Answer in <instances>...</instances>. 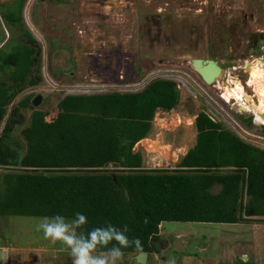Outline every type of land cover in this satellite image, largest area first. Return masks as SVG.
<instances>
[{"label": "rangeland", "instance_id": "374dc122", "mask_svg": "<svg viewBox=\"0 0 264 264\" xmlns=\"http://www.w3.org/2000/svg\"><path fill=\"white\" fill-rule=\"evenodd\" d=\"M19 1L20 24L14 25L3 14L14 11ZM27 32L34 43L23 40ZM0 42V81L13 71L2 68L1 55L15 46L31 44L39 58L32 70L36 84L24 87L2 119L0 135L15 108L27 117L15 124L13 141L23 142L22 130L34 110L46 111V120L53 121L68 94L136 92L159 78L177 84L179 102L170 111L158 109L149 136L135 145L145 168L179 167L183 153L194 146L201 112L264 150L262 123L255 114L222 98L224 88L239 81L260 103L256 85L248 82L250 64L264 59V0H0ZM195 58L222 65L214 85L193 70ZM38 95L42 100L35 106ZM24 99L33 106H22ZM15 168L1 166L0 172ZM221 188L217 184L212 191ZM242 196L246 202V191ZM42 217L0 215V255L9 257L0 264H72L66 246L36 231ZM161 236L159 251L146 261L124 252L121 264H168L170 258L175 264H234L241 258L264 264V216L234 224L165 221Z\"/></svg>", "mask_w": 264, "mask_h": 264}, {"label": "trees", "instance_id": "16d2710c", "mask_svg": "<svg viewBox=\"0 0 264 264\" xmlns=\"http://www.w3.org/2000/svg\"><path fill=\"white\" fill-rule=\"evenodd\" d=\"M21 6L19 1L3 14L10 23L20 24ZM26 36L34 41L31 32ZM36 50L19 44L1 55L2 68L13 71L0 81V126L7 105L38 80L28 76L37 67ZM178 102L177 84L159 78L136 92L68 94L53 121L44 110L31 113L24 145L10 138L15 124L27 118L15 108L0 135V167H16L0 172V215L71 218L83 212L89 229L127 225L129 238H139L149 254L160 249L165 221L234 224L264 216V150L205 112L196 117L197 143L178 168L144 167L135 145L151 132L156 111H170ZM21 104L33 106L30 99ZM259 127L264 132V124ZM217 184L222 188L213 192ZM123 251L138 253L134 247ZM234 264L256 263L241 258Z\"/></svg>", "mask_w": 264, "mask_h": 264}, {"label": "clouds", "instance_id": "9594fccd", "mask_svg": "<svg viewBox=\"0 0 264 264\" xmlns=\"http://www.w3.org/2000/svg\"><path fill=\"white\" fill-rule=\"evenodd\" d=\"M88 224L83 212H76L71 218L56 214L42 217L36 224V231L42 232L43 238L50 243L60 242L66 246L72 264H121L124 249L134 247L137 252L142 251L141 240L130 239L127 235V225L118 227L107 223L89 229ZM8 258L0 255V261L6 262ZM168 264H175V259L170 258Z\"/></svg>", "mask_w": 264, "mask_h": 264}, {"label": "bare ground", "instance_id": "6f19581e", "mask_svg": "<svg viewBox=\"0 0 264 264\" xmlns=\"http://www.w3.org/2000/svg\"><path fill=\"white\" fill-rule=\"evenodd\" d=\"M249 85H256L259 95V104L255 103L246 93L245 86L239 81H233L232 86H226L222 93V98L227 102H235L242 106V110L255 114V120L264 124V61L250 64ZM214 85V84H213Z\"/></svg>", "mask_w": 264, "mask_h": 264}, {"label": "water", "instance_id": "95a60500", "mask_svg": "<svg viewBox=\"0 0 264 264\" xmlns=\"http://www.w3.org/2000/svg\"><path fill=\"white\" fill-rule=\"evenodd\" d=\"M264 61V59H262ZM192 68L195 70L203 79V81L208 84H214L218 78L223 74V67L218 60L212 58H195L192 61ZM42 96L38 95L33 99V105L37 106L40 104ZM159 243L163 244L160 240ZM148 252L141 251L136 254V259L140 262L147 260Z\"/></svg>", "mask_w": 264, "mask_h": 264}, {"label": "crops", "instance_id": "0c3cea01", "mask_svg": "<svg viewBox=\"0 0 264 264\" xmlns=\"http://www.w3.org/2000/svg\"><path fill=\"white\" fill-rule=\"evenodd\" d=\"M194 126H196V122H195ZM152 128H153V127H152ZM195 132H196L197 135H198V129H197V126H196V131H195ZM149 134H150V133H149ZM148 136H149V135H148ZM148 136H147V137H148ZM196 143H197V136H196V140H195L194 146L196 145ZM194 146H192L191 148H193ZM191 148H190V149H191ZM190 149H189V150H190ZM189 150L187 151V153L189 152ZM187 153H186V154H187ZM183 154H184V156L182 157V159H183V158L185 157V155H186L185 152H184ZM182 159H181V160H182ZM143 160H144V157H143ZM178 166H179V165H178ZM177 168H178V167H177ZM181 168H182V169H185V166H182ZM132 254H133V253H132Z\"/></svg>", "mask_w": 264, "mask_h": 264}, {"label": "flooded vegetation", "instance_id": "af4514ba", "mask_svg": "<svg viewBox=\"0 0 264 264\" xmlns=\"http://www.w3.org/2000/svg\"><path fill=\"white\" fill-rule=\"evenodd\" d=\"M23 40H24V41H29L30 39H29V38H26V39L23 38ZM30 41L33 42L32 40H30ZM33 43H34V42H33ZM0 44H1V42H0ZM30 45H31V44H30ZM33 47H34V46H33ZM11 50H12V49H11ZM11 50H10V51H11ZM8 53H9V52H8ZM221 66H222V65H221ZM34 70H35V69H34ZM35 71H36V70H35ZM31 74H32V72L29 73L28 76H31Z\"/></svg>", "mask_w": 264, "mask_h": 264}, {"label": "built area", "instance_id": "2783aa9c", "mask_svg": "<svg viewBox=\"0 0 264 264\" xmlns=\"http://www.w3.org/2000/svg\"><path fill=\"white\" fill-rule=\"evenodd\" d=\"M172 71V70H171ZM185 79V78H184Z\"/></svg>", "mask_w": 264, "mask_h": 264}]
</instances>
